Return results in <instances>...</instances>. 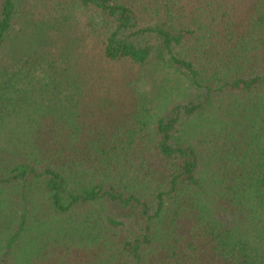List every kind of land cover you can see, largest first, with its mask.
Here are the masks:
<instances>
[{
  "label": "trees",
  "instance_id": "trees-1",
  "mask_svg": "<svg viewBox=\"0 0 264 264\" xmlns=\"http://www.w3.org/2000/svg\"><path fill=\"white\" fill-rule=\"evenodd\" d=\"M0 264H264V0H0Z\"/></svg>",
  "mask_w": 264,
  "mask_h": 264
}]
</instances>
